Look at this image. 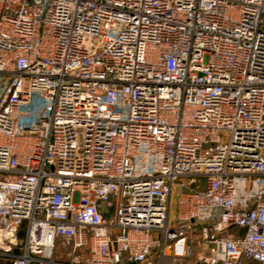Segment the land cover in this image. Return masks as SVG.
<instances>
[{
	"label": "built area",
	"instance_id": "built-area-1",
	"mask_svg": "<svg viewBox=\"0 0 264 264\" xmlns=\"http://www.w3.org/2000/svg\"><path fill=\"white\" fill-rule=\"evenodd\" d=\"M0 260L264 264V0H0Z\"/></svg>",
	"mask_w": 264,
	"mask_h": 264
},
{
	"label": "rangeland",
	"instance_id": "rangeland-1",
	"mask_svg": "<svg viewBox=\"0 0 264 264\" xmlns=\"http://www.w3.org/2000/svg\"><path fill=\"white\" fill-rule=\"evenodd\" d=\"M177 211H178V207H177V190L174 191L173 196H172V202H171V207H170V219L174 220L177 216ZM111 216H113V212L111 211ZM61 248L64 252V255L62 256V258H68V255H66V253H68L70 251V247L67 245H63L61 244V242L58 243V249ZM194 250L195 252L199 251V248L196 247V245L194 246ZM196 254V253H195ZM191 260H194V258H192ZM190 260V261H191ZM5 262V261H3Z\"/></svg>",
	"mask_w": 264,
	"mask_h": 264
},
{
	"label": "crops",
	"instance_id": "crops-1",
	"mask_svg": "<svg viewBox=\"0 0 264 264\" xmlns=\"http://www.w3.org/2000/svg\"><path fill=\"white\" fill-rule=\"evenodd\" d=\"M56 254H57V257L62 258V256L64 255V252H63V250L61 248H59V249H57V253ZM165 264H183V262H181V263H178V262L173 263L171 261H167Z\"/></svg>",
	"mask_w": 264,
	"mask_h": 264
},
{
	"label": "trees",
	"instance_id": "trees-1",
	"mask_svg": "<svg viewBox=\"0 0 264 264\" xmlns=\"http://www.w3.org/2000/svg\"><path fill=\"white\" fill-rule=\"evenodd\" d=\"M0 264H7L6 262H3V260H0Z\"/></svg>",
	"mask_w": 264,
	"mask_h": 264
}]
</instances>
